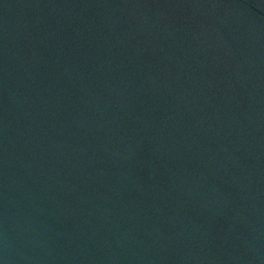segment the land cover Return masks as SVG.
<instances>
[{
    "label": "water",
    "instance_id": "1",
    "mask_svg": "<svg viewBox=\"0 0 264 264\" xmlns=\"http://www.w3.org/2000/svg\"><path fill=\"white\" fill-rule=\"evenodd\" d=\"M0 264H264V0H0Z\"/></svg>",
    "mask_w": 264,
    "mask_h": 264
}]
</instances>
